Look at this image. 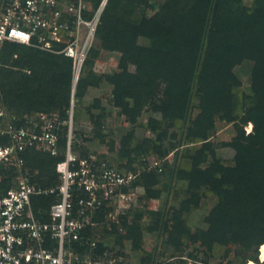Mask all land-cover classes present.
I'll return each mask as SVG.
<instances>
[{
	"label": "trees",
	"instance_id": "16d2710c",
	"mask_svg": "<svg viewBox=\"0 0 264 264\" xmlns=\"http://www.w3.org/2000/svg\"><path fill=\"white\" fill-rule=\"evenodd\" d=\"M91 1L96 7L102 2ZM95 35L99 44L90 48L76 85L72 57L25 43H5L0 102L14 107L22 117L35 110L55 112L63 123L59 131L60 152L52 155L27 149L23 153V169L11 168L4 184L11 186L13 177L26 170L34 174L31 181L36 185L59 184L56 166L66 157L72 101L76 122L79 117L76 107L87 89L106 79L114 85V105L132 123L137 122L144 110L170 122H180L177 129L156 128L153 143L158 164L150 167L146 162L129 186H143L149 197H161L165 192L169 194L175 180L188 182L189 204L175 210L172 223L164 221L160 228L167 231L168 243L179 247L181 239L187 237L199 241L208 250L218 243H232L259 251L264 243V0H107ZM100 48L120 52L119 71L106 75L94 71ZM245 60L254 63L251 93L241 90L242 81L234 70ZM102 110L92 119L96 137L105 141L101 130L107 114ZM218 121L233 123L237 131L230 142L222 143L234 150L233 164L218 156L212 140ZM150 123L156 124L157 119L151 118ZM249 123L253 129L247 133L245 126ZM132 136L130 132L123 138L129 159L132 152H139L129 148ZM80 147L73 140L72 151L78 158H89L87 148ZM170 152L174 154L172 163L162 162ZM163 182L167 185L155 188ZM202 185L222 199L206 217L209 226L192 231L183 214L199 208ZM129 187L123 190L127 192ZM85 194L75 186V199ZM56 200L55 194L33 197L40 220L50 219L49 209ZM109 211L111 206L105 201L87 214L92 216V221H99ZM155 214L159 219L165 218L163 212ZM123 224L125 234L119 232L116 224L114 231L120 239L128 235L137 246L141 227L125 219ZM90 236V226H86L74 247L78 251L89 249ZM104 248L100 244L99 252Z\"/></svg>",
	"mask_w": 264,
	"mask_h": 264
},
{
	"label": "built area",
	"instance_id": "2783aa9c",
	"mask_svg": "<svg viewBox=\"0 0 264 264\" xmlns=\"http://www.w3.org/2000/svg\"><path fill=\"white\" fill-rule=\"evenodd\" d=\"M106 2L104 0L102 6ZM84 6L82 0L76 3L7 0L0 17V68L5 43H25L72 57L74 80H78L89 51L90 35H95L97 24L92 26L81 49L76 48L74 40L70 42L73 38L68 41L65 32L70 29L69 17H75L78 22L83 20ZM73 110L74 103L69 110L66 157L56 166L59 184L52 187L36 185L29 175L21 172L7 187L4 182L10 177L8 171L13 167L23 169V153L27 149L52 155L60 152L59 131L63 122L57 113L44 111H34L22 117L0 102V264H82L83 258L71 250L72 244L80 240L87 226V221L81 217L87 216L88 211H93L105 201L113 203L130 197L123 188L129 187L137 174L121 172L106 163L98 164L92 157L79 159L72 151ZM75 186L86 194L75 199ZM49 194H55L57 200L49 209L50 219L43 221L35 213L33 197ZM263 245L259 247L260 261L255 264L264 262L261 257ZM103 264L116 262L113 257L107 256Z\"/></svg>",
	"mask_w": 264,
	"mask_h": 264
},
{
	"label": "rangeland",
	"instance_id": "374dc122",
	"mask_svg": "<svg viewBox=\"0 0 264 264\" xmlns=\"http://www.w3.org/2000/svg\"><path fill=\"white\" fill-rule=\"evenodd\" d=\"M63 1L76 3L78 0ZM103 1L100 6L96 7L93 1L82 0L85 5L83 20L78 22L75 17H69L70 29L65 32V37H67L68 41L73 38L70 42L74 40L76 48L81 49L85 45L92 26L94 23L98 24L106 5L102 6ZM5 3L4 0H0V17ZM140 41L143 42L142 39ZM96 44H99V38L91 34L88 44L89 50ZM120 55L118 51L100 48V54L95 60L94 71L100 75L119 71ZM253 64V61L245 60L234 69L242 81L241 90L247 93H251ZM83 67L84 63L81 66L80 74ZM113 89L114 85L106 79L102 80L98 86H90L87 89L76 107V110L79 111V117L76 122L74 120L72 122V142L77 140L79 145H81V149L87 148L90 154L89 157L96 159L98 164L106 163L121 172H132L138 176L145 168L146 162L149 166H155V161H158V155L155 152L153 143L157 137L156 128L163 130L177 129L180 122H170L150 110H144L137 122L132 123L122 113L121 108L114 105ZM197 103L198 100L194 102L195 114L199 111ZM8 107L16 111L14 107ZM103 108L107 114L101 130L106 136L105 141L96 137V126L92 119V116L96 117L102 113ZM241 108L242 100L240 97L237 111L240 112ZM74 112L75 108L73 115ZM53 114L56 113L53 112ZM57 115L60 117L59 114ZM151 118L157 119V123H150ZM68 122L70 125V118ZM252 129L253 125L251 123L245 126L247 133ZM130 132H133V136L129 148H136L139 151L138 153L132 152L130 155L131 159L126 156V147L123 143V138ZM236 134L237 131L233 123L217 122L212 140L217 147L218 156L227 164H233L234 150L230 146H222V143L230 142ZM112 142L114 145H112ZM144 158L146 159L145 161ZM173 159L174 154L170 152L162 159V162L168 160L172 163ZM26 174L33 178L34 174L30 170H26ZM38 185L41 186V184ZM166 185L167 182H163L156 185L155 188L160 189ZM127 192L130 194L128 199H118L117 202L113 203L108 202V205L111 206V211L101 220L92 221L91 215L84 217V220L87 221V226H90L91 230L89 249L78 251L73 244L71 247L72 251L77 252L83 258L82 264H103L107 256L113 257L116 264H189V262L191 264H246L247 260L253 262V264H255L254 262L259 263V251L256 248L245 249L240 244L230 243L224 245L218 243L215 244L212 250H208L199 241L193 242L187 237L181 239L179 247L168 243L167 231H162L160 228L164 226V221L167 224L172 223L175 210L189 204L190 192L187 181L175 180L169 194L165 192L161 197H149L145 188L140 185L129 187ZM201 192L202 199L199 208L189 214H183L192 231L209 226L206 217L212 207L222 199L220 195L211 191L207 185L201 186ZM157 211L165 213V218L159 219L155 214ZM111 212L112 215L110 214ZM123 219L133 223L135 227H141L142 235L137 246L128 235L120 239L119 233L114 231L113 224H116L120 233H126ZM100 244L105 246L102 253L98 250ZM262 250L261 257L264 259V245Z\"/></svg>",
	"mask_w": 264,
	"mask_h": 264
},
{
	"label": "water",
	"instance_id": "95a60500",
	"mask_svg": "<svg viewBox=\"0 0 264 264\" xmlns=\"http://www.w3.org/2000/svg\"><path fill=\"white\" fill-rule=\"evenodd\" d=\"M76 82H77V79H75V85H76ZM75 85H74V90H75ZM74 90H73V93H74ZM73 96H74V94H73ZM72 104H73V101H72Z\"/></svg>",
	"mask_w": 264,
	"mask_h": 264
},
{
	"label": "bare ground",
	"instance_id": "6f19581e",
	"mask_svg": "<svg viewBox=\"0 0 264 264\" xmlns=\"http://www.w3.org/2000/svg\"><path fill=\"white\" fill-rule=\"evenodd\" d=\"M261 264H264V262H263V263H261Z\"/></svg>",
	"mask_w": 264,
	"mask_h": 264
}]
</instances>
